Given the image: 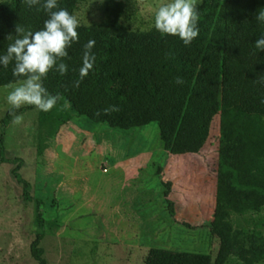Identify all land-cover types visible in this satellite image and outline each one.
Masks as SVG:
<instances>
[{"label": "trees", "instance_id": "1", "mask_svg": "<svg viewBox=\"0 0 264 264\" xmlns=\"http://www.w3.org/2000/svg\"><path fill=\"white\" fill-rule=\"evenodd\" d=\"M77 3L58 0L72 14ZM197 7L199 35L187 46L178 36L163 35L154 26L134 30L110 19L80 24L79 41L67 49L70 59L64 61L69 71L61 76L52 70L43 83L51 94L60 93L76 115L93 122L121 129L156 122L163 148L171 154L198 152L212 119L219 115L215 204L206 225L218 239L216 255L152 247L144 264H260L264 232L247 214L264 208V84L255 82L258 74H264V51L255 47L264 34V25L255 20L264 0H201ZM47 18L39 6L0 0V55L6 52L7 36L15 34L18 23L36 31ZM90 39L95 40V64L76 88L73 81L79 78L83 45ZM12 68L11 63L7 68L0 66V86L16 82ZM178 76L183 84L175 83ZM109 105L120 111L94 115ZM33 108L25 105L16 111ZM11 119L9 108L3 126ZM10 161L0 137V163ZM12 162L11 174L22 187L23 201H34L36 230L30 255L36 264H48L40 245L43 201L31 195L30 182L19 174L20 160ZM233 214L237 218L232 219Z\"/></svg>", "mask_w": 264, "mask_h": 264}, {"label": "rangeland", "instance_id": "2", "mask_svg": "<svg viewBox=\"0 0 264 264\" xmlns=\"http://www.w3.org/2000/svg\"><path fill=\"white\" fill-rule=\"evenodd\" d=\"M164 2L78 0L73 14L80 24L110 19L148 30ZM8 85L0 86V137L11 159L0 163V264H36L29 251L36 230L34 201L22 199V187L11 174L14 158L21 162L19 174L30 182L31 195L43 201L40 245L48 264H144L152 247L214 258L218 239L206 225L215 204L219 115L198 152L171 154L163 148L156 122L109 127L76 115L64 98L48 112L20 113V125L12 118L3 126L10 108ZM247 217L264 232V208Z\"/></svg>", "mask_w": 264, "mask_h": 264}, {"label": "clouds", "instance_id": "3", "mask_svg": "<svg viewBox=\"0 0 264 264\" xmlns=\"http://www.w3.org/2000/svg\"><path fill=\"white\" fill-rule=\"evenodd\" d=\"M29 8L39 6L48 16L43 27L32 31L19 23L15 27V34H8L6 52L0 55V66L7 68L13 64L12 74L16 82L8 85L6 102L10 106L12 123L20 125L23 114L16 110L25 105L34 106L37 110L48 112L62 99L60 93L51 94L44 86V79L49 72L55 70L61 76L69 71L64 62L69 58L67 49L79 41L77 29L80 26L78 17L67 9L61 8L58 0H23ZM198 0H166L158 5L154 13V27L163 35L178 36L187 46L199 35ZM255 20L264 25V8L257 11ZM95 40H88L83 45L82 64L78 70L79 78L73 81V86L79 88L80 83L93 69L95 54L92 49ZM255 47L264 51V34L255 41ZM185 81L176 77L175 83L180 85ZM256 83L264 84V74H258ZM264 103V99L261 100ZM116 105L98 110L96 117L111 115L119 112Z\"/></svg>", "mask_w": 264, "mask_h": 264}, {"label": "built area", "instance_id": "4", "mask_svg": "<svg viewBox=\"0 0 264 264\" xmlns=\"http://www.w3.org/2000/svg\"><path fill=\"white\" fill-rule=\"evenodd\" d=\"M102 170H103V171H105V170H106V168H103Z\"/></svg>", "mask_w": 264, "mask_h": 264}]
</instances>
